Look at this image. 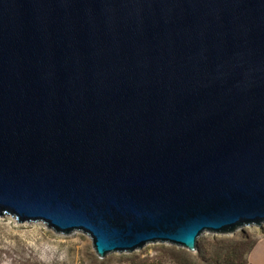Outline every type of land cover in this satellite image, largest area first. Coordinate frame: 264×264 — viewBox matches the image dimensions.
I'll list each match as a JSON object with an SVG mask.
<instances>
[{
    "label": "water",
    "instance_id": "95a60500",
    "mask_svg": "<svg viewBox=\"0 0 264 264\" xmlns=\"http://www.w3.org/2000/svg\"><path fill=\"white\" fill-rule=\"evenodd\" d=\"M96 253L264 223V0H0V216Z\"/></svg>",
    "mask_w": 264,
    "mask_h": 264
},
{
    "label": "rangeland",
    "instance_id": "374dc122",
    "mask_svg": "<svg viewBox=\"0 0 264 264\" xmlns=\"http://www.w3.org/2000/svg\"><path fill=\"white\" fill-rule=\"evenodd\" d=\"M234 239L244 252V247L254 243L250 252L240 257L243 264H264V223L230 234L204 232L196 251L173 243H149L101 257L84 232L56 233L43 222L19 223L12 215H5L0 216V264H186L187 258L195 264H214L209 260L211 246Z\"/></svg>",
    "mask_w": 264,
    "mask_h": 264
},
{
    "label": "trees",
    "instance_id": "16d2710c",
    "mask_svg": "<svg viewBox=\"0 0 264 264\" xmlns=\"http://www.w3.org/2000/svg\"><path fill=\"white\" fill-rule=\"evenodd\" d=\"M254 243L249 244L247 247H244L246 251H243V247L238 240L232 241H224L221 240L219 243L210 249L209 252L210 258L209 260L213 261L214 264H243L240 261V257L244 255V253L250 252ZM241 248V249H240ZM207 250V249H206ZM207 252V251H205ZM205 256V255H204ZM186 264H195L190 259H186Z\"/></svg>",
    "mask_w": 264,
    "mask_h": 264
},
{
    "label": "bare ground",
    "instance_id": "6f19581e",
    "mask_svg": "<svg viewBox=\"0 0 264 264\" xmlns=\"http://www.w3.org/2000/svg\"><path fill=\"white\" fill-rule=\"evenodd\" d=\"M196 251V250H195Z\"/></svg>",
    "mask_w": 264,
    "mask_h": 264
}]
</instances>
